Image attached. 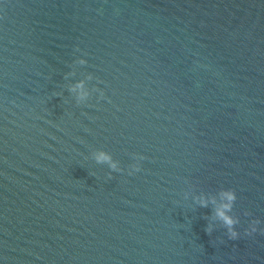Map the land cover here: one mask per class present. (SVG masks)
I'll use <instances>...</instances> for the list:
<instances>
[{
    "label": "water",
    "instance_id": "water-1",
    "mask_svg": "<svg viewBox=\"0 0 264 264\" xmlns=\"http://www.w3.org/2000/svg\"><path fill=\"white\" fill-rule=\"evenodd\" d=\"M0 264H264V0H3Z\"/></svg>",
    "mask_w": 264,
    "mask_h": 264
},
{
    "label": "clouds",
    "instance_id": "clouds-1",
    "mask_svg": "<svg viewBox=\"0 0 264 264\" xmlns=\"http://www.w3.org/2000/svg\"><path fill=\"white\" fill-rule=\"evenodd\" d=\"M0 4H3V0H0ZM6 6V5H5ZM77 63L80 65L86 64L87 60L83 57L77 60ZM93 77L91 74L87 77V79L91 80ZM71 90L76 93L77 99L80 102H86L90 96L91 91L86 87L85 81L80 80L71 86ZM100 93V96H103V92L101 89H97ZM95 159L97 162H106L109 164V167L114 171H121L119 165L116 161L112 159L110 153L106 151H98L95 153ZM138 159H143L142 156L138 157ZM139 164H135L132 166V170L129 172L131 174L133 171H139ZM198 199V203L207 207L209 203L214 206V218L218 220L223 228L226 230V233L229 238L236 239L239 237L240 233L236 228V225L239 224V217L232 214L233 206L237 200L236 192L231 188H222L215 196L205 197L201 196ZM246 215L248 213H245ZM260 223L259 220H254L250 223L249 227L245 229L249 234L257 231V225ZM206 231L211 233L213 231V225L209 224Z\"/></svg>",
    "mask_w": 264,
    "mask_h": 264
}]
</instances>
